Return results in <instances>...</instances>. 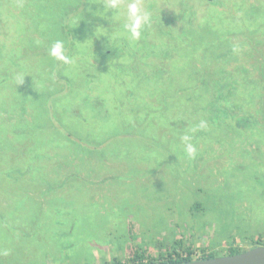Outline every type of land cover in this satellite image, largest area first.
I'll use <instances>...</instances> for the list:
<instances>
[{
  "label": "rangeland",
  "instance_id": "1",
  "mask_svg": "<svg viewBox=\"0 0 264 264\" xmlns=\"http://www.w3.org/2000/svg\"><path fill=\"white\" fill-rule=\"evenodd\" d=\"M142 4L150 24L132 40L115 10L100 16L101 0H0L1 209L24 184L9 185L14 170L44 178L33 170L74 156L90 178L137 181L134 192L144 181L135 201L165 214L147 223L167 232L165 244L172 226L181 240L161 256L192 250L201 260L264 246V0ZM56 40L74 64L48 55ZM185 134L194 158L184 153ZM35 215L10 213L26 230ZM107 227L100 232L117 226ZM191 232H204L203 246L190 243ZM141 250L121 262L159 257Z\"/></svg>",
  "mask_w": 264,
  "mask_h": 264
},
{
  "label": "crops",
  "instance_id": "2",
  "mask_svg": "<svg viewBox=\"0 0 264 264\" xmlns=\"http://www.w3.org/2000/svg\"><path fill=\"white\" fill-rule=\"evenodd\" d=\"M77 163L76 158L71 156L66 165L33 170L37 174L48 173L44 178L24 177L25 171L20 168L13 171L9 185L16 186L21 181L24 184L18 186V191L15 188L16 192L12 195L5 196L2 202L5 213H2L0 203L1 262L26 264L29 260L30 264H107L116 260L121 262L132 247L161 256L165 253V245L181 242L173 237V226L169 228L165 244L167 232L155 230L154 224L147 223L157 218L165 222V214L161 206L142 212V205L139 206L135 200L139 198V189L144 181L136 184L138 191L134 192L137 181L120 180L116 183L90 178L85 174L87 166L77 168ZM73 170L83 173L74 174ZM61 172L67 175L62 176ZM26 179L32 183L27 184ZM125 199H133V203L128 202L123 207ZM15 200L19 201L18 206L13 204ZM23 201L27 207L21 206ZM105 201L110 206L105 205ZM150 202L155 204L154 200ZM132 204L136 206L134 209ZM27 209L37 214L30 230L15 226L10 217L11 212L16 214L14 219L22 217ZM107 223L116 225L113 228L116 232H100L99 226L106 229ZM210 233L211 240H214L217 232ZM203 235L204 232H191L193 238H190V243L192 239V245L203 246Z\"/></svg>",
  "mask_w": 264,
  "mask_h": 264
},
{
  "label": "clouds",
  "instance_id": "3",
  "mask_svg": "<svg viewBox=\"0 0 264 264\" xmlns=\"http://www.w3.org/2000/svg\"><path fill=\"white\" fill-rule=\"evenodd\" d=\"M101 3L103 4V11L100 12V16L105 15L109 10H115L112 19L120 18L123 20V29L130 34L132 40L139 39L145 26L150 24L151 13L143 7L142 0H127L126 3H122V0H101ZM97 30H101V35H105L103 34L104 28ZM48 55L67 65L75 63L73 58L66 55V46L63 40H56L48 50ZM197 127L203 129L206 124L201 121ZM195 130L192 129V131ZM192 140L193 137L189 134L180 137L184 153L190 158H194L196 155V148Z\"/></svg>",
  "mask_w": 264,
  "mask_h": 264
},
{
  "label": "water",
  "instance_id": "4",
  "mask_svg": "<svg viewBox=\"0 0 264 264\" xmlns=\"http://www.w3.org/2000/svg\"><path fill=\"white\" fill-rule=\"evenodd\" d=\"M179 264H264V246H256L237 254L193 260Z\"/></svg>",
  "mask_w": 264,
  "mask_h": 264
},
{
  "label": "trees",
  "instance_id": "5",
  "mask_svg": "<svg viewBox=\"0 0 264 264\" xmlns=\"http://www.w3.org/2000/svg\"><path fill=\"white\" fill-rule=\"evenodd\" d=\"M66 29V28H65ZM219 95H220V92H218ZM219 99V98H217ZM216 100V99H215ZM218 102V103H217ZM216 102V106L219 105V106H223V105H228L227 101H217ZM99 104V103H97ZM101 104L100 105H96L95 109H98L100 108L101 110ZM224 109V108H222ZM220 110V109H219ZM214 112H217L214 110ZM187 254H191L192 250H186ZM241 251L240 250H232L229 252L230 255L232 254H237V253H240ZM180 255L179 254H176V255H172V253H168L167 256H159L155 259L151 258L150 260H147V262H142V260L144 259L142 256H135L133 257L132 259L128 260L129 262H126V263H122L120 261H114L110 264H179V263H184V262H189L191 261V258H190V255H188L186 258H181L179 257ZM174 257V258H173ZM212 257H215V255L213 254H207L206 258H212ZM136 259H139L138 262H136ZM108 264V263H107Z\"/></svg>",
  "mask_w": 264,
  "mask_h": 264
},
{
  "label": "built area",
  "instance_id": "6",
  "mask_svg": "<svg viewBox=\"0 0 264 264\" xmlns=\"http://www.w3.org/2000/svg\"><path fill=\"white\" fill-rule=\"evenodd\" d=\"M188 255H190L191 261H193L194 259H192V258H193L196 254L192 251L191 254L184 253V254H180L179 257H181V258H186ZM173 258H174V257H173ZM136 262H138V261H136ZM142 262H146V261L142 260Z\"/></svg>",
  "mask_w": 264,
  "mask_h": 264
}]
</instances>
